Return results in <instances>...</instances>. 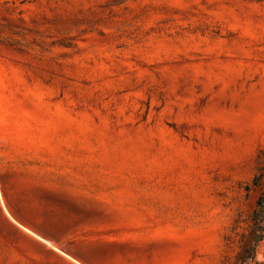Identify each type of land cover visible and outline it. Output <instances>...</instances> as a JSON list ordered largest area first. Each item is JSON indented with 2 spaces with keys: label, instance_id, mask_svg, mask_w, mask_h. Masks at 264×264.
Here are the masks:
<instances>
[{
  "label": "rangeland",
  "instance_id": "1",
  "mask_svg": "<svg viewBox=\"0 0 264 264\" xmlns=\"http://www.w3.org/2000/svg\"><path fill=\"white\" fill-rule=\"evenodd\" d=\"M263 190L264 0H0V264H239Z\"/></svg>",
  "mask_w": 264,
  "mask_h": 264
},
{
  "label": "trees",
  "instance_id": "2",
  "mask_svg": "<svg viewBox=\"0 0 264 264\" xmlns=\"http://www.w3.org/2000/svg\"><path fill=\"white\" fill-rule=\"evenodd\" d=\"M252 221L253 230L251 232V242L241 256L239 264H249V261L256 257L258 244L264 240V190L257 200Z\"/></svg>",
  "mask_w": 264,
  "mask_h": 264
},
{
  "label": "water",
  "instance_id": "3",
  "mask_svg": "<svg viewBox=\"0 0 264 264\" xmlns=\"http://www.w3.org/2000/svg\"><path fill=\"white\" fill-rule=\"evenodd\" d=\"M41 240H43V241H45L46 240V238H45V236H38ZM47 237V236H46Z\"/></svg>",
  "mask_w": 264,
  "mask_h": 264
}]
</instances>
